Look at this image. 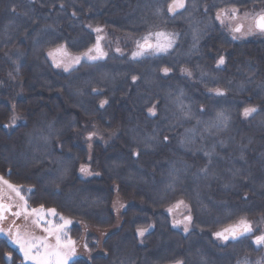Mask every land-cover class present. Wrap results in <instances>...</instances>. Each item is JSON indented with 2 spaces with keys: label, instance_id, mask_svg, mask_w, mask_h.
<instances>
[{
  "label": "trees",
  "instance_id": "16d2710c",
  "mask_svg": "<svg viewBox=\"0 0 264 264\" xmlns=\"http://www.w3.org/2000/svg\"><path fill=\"white\" fill-rule=\"evenodd\" d=\"M244 3L245 9L264 11V0ZM126 12L124 0H0V176L21 188L30 207L53 208L110 230L99 244L89 243L99 253L68 264H264V248L251 238L215 236L241 219H264V39L245 44V79L239 92L243 99L227 105L228 131L217 132L211 120L203 126L211 134L200 142L208 146L205 142L211 138L216 149H227L226 161L247 171L226 188L219 181L203 187L208 148L193 150L189 135L180 149L164 151L143 150V143L134 139L148 128V111L174 113L176 108L135 96L141 90L136 92L139 86L128 78L130 65L114 64L119 58L112 49L125 48L121 35ZM100 33L109 57L97 65L84 63L79 82L67 83L49 53H85ZM104 67L115 69L110 83L100 80ZM189 106V111H197L185 104ZM242 107L256 111L237 118ZM174 117L165 115L160 144L172 142L165 137H176L170 124ZM181 122L182 129L192 124ZM130 129L132 136L127 134ZM88 157L98 160L92 165L98 176L77 181L78 164ZM178 167L187 175L182 184L171 180ZM163 174L168 181L156 185ZM194 176L196 180H190ZM208 198L216 206L209 207ZM80 232L73 225L71 237ZM202 243L208 245V251L201 252L205 258L194 247ZM6 255L10 264L21 261L0 238V264H6Z\"/></svg>",
  "mask_w": 264,
  "mask_h": 264
},
{
  "label": "flooded vegetation",
  "instance_id": "af4514ba",
  "mask_svg": "<svg viewBox=\"0 0 264 264\" xmlns=\"http://www.w3.org/2000/svg\"><path fill=\"white\" fill-rule=\"evenodd\" d=\"M170 3L172 0H124L127 9L124 17L126 31L121 38L125 40V48L124 52H120V49H112L115 57L119 58L113 62L114 64L127 62L130 65L128 78L131 83L139 86L136 92L141 90L139 94L134 93L135 96L145 97L147 101L155 99L157 103L166 101L175 104L174 113L162 111L146 113L149 123H145L148 128H144L141 133L147 135L148 143L143 144V150L180 149L186 141L184 137L188 135L192 138L190 147L193 150L207 149L200 143L210 134L208 128L203 126L208 125L211 120L219 124V120L227 119L229 114L227 105L239 103L237 101L243 99L239 92L245 79L244 48L246 42L255 40L252 42L255 44L258 39H264V34L258 33L253 27V18L262 11L251 7L243 8L244 0H184V8L169 13ZM78 20L84 22L86 19L80 17ZM237 26H241L240 32L234 31ZM250 28H252L251 32ZM158 32L172 39L171 47L166 52L160 53L148 50L141 55L142 58L138 56L134 58L133 53L140 51L137 42L143 43V38L151 33L149 42L155 44V34ZM95 35L91 51L88 49L85 53L74 54L67 49H62L57 53L51 52L54 54L52 56L49 55L52 66L65 73L67 83L79 82L81 73L78 70L84 63L97 65L99 62H105L109 57L99 41L101 34ZM161 42L167 41L161 38ZM97 46L99 52L103 53L102 56L97 52ZM148 54L149 56H145ZM90 56L97 58L89 59ZM77 57H79L78 63ZM221 57L224 60L223 64L218 63ZM165 68L168 69L167 73L164 71ZM217 90H220L223 95H217ZM150 92L153 97L150 96ZM185 104H193L197 111H189L190 106L185 107ZM244 109L245 107L240 108V111L235 114L237 118L245 117ZM169 114L176 116L170 123L175 126L173 129H176L174 130L176 137L173 139L165 137L166 142H172L160 144L159 135L165 132L164 127L167 125L164 118ZM184 120L192 122L189 129H182L181 121ZM222 124L221 131L217 130V132L228 131L224 129V122ZM133 133L132 130L127 132L131 136ZM116 136L117 134L113 135L111 140L114 141ZM73 148L83 151L80 145H74ZM98 164L97 159L92 161L90 157L87 161L82 159L76 171L77 181L83 182L85 179L94 178L92 176H98L93 168ZM81 168L86 169L87 174L85 171L82 172ZM91 168L94 171H89ZM238 237H249L254 243L257 238L253 230L251 233ZM4 260L6 264L11 263L9 255L4 256Z\"/></svg>",
  "mask_w": 264,
  "mask_h": 264
},
{
  "label": "rangeland",
  "instance_id": "374dc122",
  "mask_svg": "<svg viewBox=\"0 0 264 264\" xmlns=\"http://www.w3.org/2000/svg\"><path fill=\"white\" fill-rule=\"evenodd\" d=\"M100 34L102 36V33ZM145 56H149V54ZM138 57L142 58L141 55ZM114 73H115V69L104 67L101 69L102 78L100 80L103 82L110 83L114 79L113 76ZM172 104H168V106L172 107L174 105ZM166 110H170V108ZM222 122H224V119L223 121L219 120V124H216L215 129L221 131V128L223 126V124L221 125ZM134 139L143 144L148 143V137L146 134L135 135ZM191 140L192 138L190 139V141ZM210 142H212L211 138L209 140H206L205 142L208 145L206 146V148H208L210 163L207 165V169L204 170L202 173V176L204 177L202 186L205 187L206 185H209L212 181L221 182L222 187L224 188L231 186L235 182V180L238 177H240L243 174V172H246L247 170L245 168L243 169L242 167H236L232 162L226 161L225 155L227 154V149L222 147L220 149H216L218 145L215 143L214 145H211ZM222 146H224V144H222ZM205 150L207 151V149H202V151L204 152ZM175 171L176 172L173 171L172 174L173 176L171 178L173 183L175 180L176 184H179L187 178L186 173L182 172L181 167H178ZM145 176L146 175L143 174L141 177H145ZM162 176H164L165 178L161 177L160 180L155 183L156 185H159L161 181L164 182L168 181V178L164 174ZM197 177L195 176L190 177V180L195 181ZM3 181H7V180L3 178ZM3 181H0V204H3L8 210L5 211L4 218L0 219V229H3V232H0V238L6 239L8 243L20 255L21 261L19 262V264H32V261L24 260L23 253L20 251L19 247L11 242V236L9 235V233L14 235L16 232H19L23 236H28L41 240L46 239V243L50 247H54L56 245L55 231L52 235H50L48 232L45 231V229L49 228L50 226L58 227L60 225H63L64 221L60 219L61 216L64 217L65 220L70 221V223L64 226L59 233L61 236V241L63 243V242H67L68 240H71L75 248V254L69 259L68 263L76 258H89L100 252L97 246L96 248L91 249L89 243L91 241H94L96 244H99L101 238L107 232L110 231L109 229H100L92 224L76 221L72 218L61 215L55 209L54 210L56 215L54 216L47 215V211L53 208H46L42 206L30 207L26 201L25 194L22 192L19 186L12 184L13 186L17 187L20 191V195L17 196L15 192H13L11 189L7 187L5 183H3ZM21 197H23V199H21ZM208 199L209 200L207 205L209 207L216 206L214 203H212L213 199L211 198ZM25 203L27 204V212L25 211L24 208ZM41 208L44 209L45 215L43 216L42 219L39 220V223H37L36 221L38 218L35 215H32L31 213L33 209L38 210ZM204 208L207 211V206H205ZM15 212H20V216L17 217L13 215V213ZM248 223L251 225L255 237H258L259 235H264V219H256L253 222L248 221ZM75 224H77L78 227H80L81 232L76 238H72L71 237L72 226ZM194 247L200 248L196 250L198 251V253H200L202 257L205 258V256L201 254V252L208 251V245L206 243H202L200 245L196 244L194 245ZM258 248L259 249L264 248V244L258 245Z\"/></svg>",
  "mask_w": 264,
  "mask_h": 264
},
{
  "label": "snow or ice",
  "instance_id": "6c2138e0",
  "mask_svg": "<svg viewBox=\"0 0 264 264\" xmlns=\"http://www.w3.org/2000/svg\"><path fill=\"white\" fill-rule=\"evenodd\" d=\"M184 0H172V3L168 5V12L174 13L177 9L184 8ZM220 18L219 16L217 17ZM253 27L255 31L258 33L264 34V11L257 14L253 18ZM96 31H100V29H96ZM235 32L241 31V26H237L234 29ZM249 31H252V28L249 29ZM151 33L149 36H146L143 38L144 42L140 43L137 42V47L140 49L139 52L133 53V57H137L142 55L145 51L152 50L155 53L160 52H166L168 48L171 47L173 41L170 39L166 34L162 32H158L155 34L156 36V43H150L151 39ZM161 38H164L167 42L162 43ZM235 39V37H233ZM59 51V50H57ZM91 51V49L89 50ZM97 52L102 56L103 53L99 52V47L97 46ZM50 56L54 55L53 53H49ZM97 57H89V59H96ZM76 62H79V57L76 58ZM219 64H223L224 60L223 57L220 58L218 61ZM59 66V65H57ZM67 70V68L65 69ZM165 73H167L168 69H164ZM135 79V77H133ZM217 95H223V93L220 90L216 91ZM256 109L254 107H248L244 109V116L247 117L251 115L253 112H255ZM154 114V113H153ZM81 171L84 172L85 169L81 168ZM0 181H3V178L0 177ZM7 185L9 189H11L13 192L16 193L17 196L20 195V191L17 187L13 186L12 184L8 183L7 181H3ZM23 199V197H21ZM25 211L27 212V204L25 203ZM8 209L3 205L0 204V219H3L4 212ZM32 215H35L37 219V223H39V220L43 218L45 215L44 209H33ZM13 215L19 217L20 212H15ZM47 215L54 216L56 215L54 209H49L47 211ZM61 220L64 221L63 225H60L58 227L56 226H50L49 228H46L45 231L48 232L50 235H52L55 231L56 236V245L54 247H50L46 243V239H36L28 236H23L19 232H16L14 235L9 233L11 236V242L19 247L20 251L23 253L24 260L25 261H32V264H68L69 259L75 254V248L73 246V242L71 240H68L67 242L61 241L60 231L61 229L70 223V221L65 220L64 217H60ZM191 219L190 217L188 218ZM185 231H187V228H185ZM0 232H3V229H0ZM252 232L251 225L244 219H241L238 224L235 226H230L227 228H224L222 231L215 233V236L220 240H228L229 237L232 239H236L240 235H244L247 233ZM139 235H143V230L139 231ZM256 244H264V235L258 236L255 240ZM43 249V250H42ZM177 264H181V262L177 261ZM242 264H247V262H242Z\"/></svg>",
  "mask_w": 264,
  "mask_h": 264
},
{
  "label": "water",
  "instance_id": "95a60500",
  "mask_svg": "<svg viewBox=\"0 0 264 264\" xmlns=\"http://www.w3.org/2000/svg\"><path fill=\"white\" fill-rule=\"evenodd\" d=\"M230 239H232L231 237H229ZM232 240H234V239H232Z\"/></svg>",
  "mask_w": 264,
  "mask_h": 264
}]
</instances>
